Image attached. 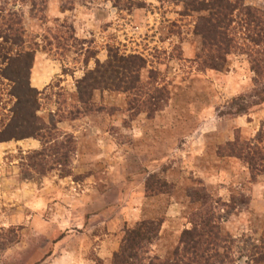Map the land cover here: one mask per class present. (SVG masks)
I'll list each match as a JSON object with an SVG mask.
<instances>
[{
  "label": "rangeland",
  "instance_id": "1",
  "mask_svg": "<svg viewBox=\"0 0 264 264\" xmlns=\"http://www.w3.org/2000/svg\"><path fill=\"white\" fill-rule=\"evenodd\" d=\"M243 1L264 11V0ZM183 7L0 0V16L22 18L25 46L36 49L31 71L58 69L36 87L38 114L55 125L52 135L69 140L64 165L46 157L41 167L22 159L40 148L38 139L0 143V264H110L123 229L142 219H161L149 253L169 257L197 210L229 236L225 264H261L241 254L264 237V173L252 179L243 160L220 154L236 136L264 150V101L253 96L245 54H229L220 69L197 55L201 37L193 30L204 13L183 15ZM109 47L145 59L142 89L162 88L160 102L138 110L132 95L99 89L78 101L75 80ZM8 89L0 80V122L13 101ZM151 179L165 183L161 193ZM195 192L204 200L188 196Z\"/></svg>",
  "mask_w": 264,
  "mask_h": 264
},
{
  "label": "trees",
  "instance_id": "2",
  "mask_svg": "<svg viewBox=\"0 0 264 264\" xmlns=\"http://www.w3.org/2000/svg\"><path fill=\"white\" fill-rule=\"evenodd\" d=\"M175 2L183 3L180 14H189L190 11L204 13L196 18L194 24V33L201 37V49L197 55L204 57L209 67L220 69L229 54H245L254 74L253 96L258 98L256 103L264 101V11L244 5L243 0ZM0 17V38L9 44L8 47L0 44V80H7L8 94L13 98L8 113L0 122V143L38 139L40 148L24 155L23 162L29 165L26 161L30 158L31 166L41 167L48 163L46 157H52L53 163L64 165L69 140H58L51 134L55 125H47L38 114L41 91L30 83L36 49L25 46L22 18ZM144 66L145 59L141 55L125 54L116 47H109L104 61H96L94 68L75 80L78 101L88 103L92 92L99 89L132 95L138 110L157 104L162 100L160 94L164 90L153 87L143 91L140 72ZM245 109L244 106L239 107V110ZM224 150L220 155L234 156L247 164L252 179H255V172L264 173V150L252 142L236 136L224 144ZM164 184L150 180V186H158L153 193H161L160 187ZM201 194L195 192L194 196L188 193V196L194 201L204 200ZM205 195L211 198L209 194ZM193 215L192 226L180 232L179 241L169 257L149 253L158 238L161 219H142L123 229L119 248L113 252L110 264H225L229 258L227 251L231 249L226 246L229 236L222 234L214 216L204 215L200 210ZM244 250L241 255H246L248 262L264 264V237L258 243L251 241Z\"/></svg>",
  "mask_w": 264,
  "mask_h": 264
},
{
  "label": "crops",
  "instance_id": "3",
  "mask_svg": "<svg viewBox=\"0 0 264 264\" xmlns=\"http://www.w3.org/2000/svg\"><path fill=\"white\" fill-rule=\"evenodd\" d=\"M63 14V13H60ZM34 68V67H33ZM58 72L57 68H54L53 65H47L44 67V70L42 71V73L40 75H38V73H36L35 69H33L31 71V77L30 80L35 82V87L38 88L39 83H41L42 80H44L45 75H47V78L50 77L53 73ZM42 83H44V81H42Z\"/></svg>",
  "mask_w": 264,
  "mask_h": 264
}]
</instances>
